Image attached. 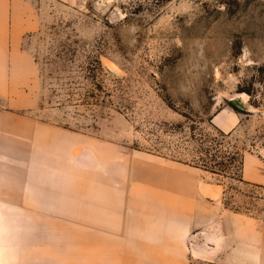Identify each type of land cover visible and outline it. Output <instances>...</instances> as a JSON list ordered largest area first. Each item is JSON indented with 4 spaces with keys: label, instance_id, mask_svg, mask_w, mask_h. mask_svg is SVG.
I'll list each match as a JSON object with an SVG mask.
<instances>
[{
    "label": "rangeland",
    "instance_id": "374dc122",
    "mask_svg": "<svg viewBox=\"0 0 264 264\" xmlns=\"http://www.w3.org/2000/svg\"><path fill=\"white\" fill-rule=\"evenodd\" d=\"M35 16L39 27L25 40L36 63L26 103L17 94L20 104L0 100V108L39 124L31 140L45 155L66 153L53 128L105 139L200 168L222 188L226 208L264 218V0H38ZM235 97L246 110L231 105ZM224 108L239 120L229 131L214 122ZM245 155L257 159L251 176L261 173V182L245 180ZM21 188L0 185V264L71 257L33 250L25 260L24 240L44 233L24 239V228H84L87 218L72 224L63 203Z\"/></svg>",
    "mask_w": 264,
    "mask_h": 264
},
{
    "label": "crops",
    "instance_id": "0c3cea01",
    "mask_svg": "<svg viewBox=\"0 0 264 264\" xmlns=\"http://www.w3.org/2000/svg\"><path fill=\"white\" fill-rule=\"evenodd\" d=\"M37 1L0 0V100L13 105L20 104L15 95L28 97L25 88L36 69L25 40L39 27ZM5 108H0V185L18 184L31 198L63 203L72 224L87 218L84 228H24V239L44 233L24 240L25 260L28 251L31 256L33 250L56 249L72 255L59 264H264V218L226 208L222 188L204 181L202 169L54 128L50 136L58 134L66 153L47 156L46 146L31 140L32 126L39 124L15 107ZM214 122L229 131L239 120L224 108ZM16 134L23 138L19 146L9 143ZM50 151L57 153L56 146ZM52 160L55 166L43 167ZM254 164V156H244V178L261 182V173L251 176ZM31 263L42 264V258Z\"/></svg>",
    "mask_w": 264,
    "mask_h": 264
},
{
    "label": "water",
    "instance_id": "95a60500",
    "mask_svg": "<svg viewBox=\"0 0 264 264\" xmlns=\"http://www.w3.org/2000/svg\"><path fill=\"white\" fill-rule=\"evenodd\" d=\"M230 103L235 108L246 110V107L243 104L242 99L240 97H235V98L230 99Z\"/></svg>",
    "mask_w": 264,
    "mask_h": 264
},
{
    "label": "trees",
    "instance_id": "16d2710c",
    "mask_svg": "<svg viewBox=\"0 0 264 264\" xmlns=\"http://www.w3.org/2000/svg\"><path fill=\"white\" fill-rule=\"evenodd\" d=\"M219 133L221 134V136L226 137V134H224L223 132L219 131Z\"/></svg>",
    "mask_w": 264,
    "mask_h": 264
}]
</instances>
